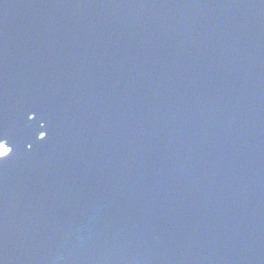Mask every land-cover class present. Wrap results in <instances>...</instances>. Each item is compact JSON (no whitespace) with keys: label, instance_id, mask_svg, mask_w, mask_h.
<instances>
[{"label":"water","instance_id":"95a60500","mask_svg":"<svg viewBox=\"0 0 264 264\" xmlns=\"http://www.w3.org/2000/svg\"><path fill=\"white\" fill-rule=\"evenodd\" d=\"M0 264H264V0H0Z\"/></svg>","mask_w":264,"mask_h":264},{"label":"snow or ice","instance_id":"6c2138e0","mask_svg":"<svg viewBox=\"0 0 264 264\" xmlns=\"http://www.w3.org/2000/svg\"><path fill=\"white\" fill-rule=\"evenodd\" d=\"M12 153V149L7 147L5 144L0 143V157H7Z\"/></svg>","mask_w":264,"mask_h":264}]
</instances>
